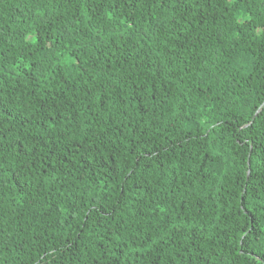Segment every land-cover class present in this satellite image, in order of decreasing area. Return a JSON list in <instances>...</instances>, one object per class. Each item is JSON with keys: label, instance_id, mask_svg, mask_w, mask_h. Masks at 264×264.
I'll return each instance as SVG.
<instances>
[{"label": "trees", "instance_id": "1", "mask_svg": "<svg viewBox=\"0 0 264 264\" xmlns=\"http://www.w3.org/2000/svg\"><path fill=\"white\" fill-rule=\"evenodd\" d=\"M0 264H264V0H0Z\"/></svg>", "mask_w": 264, "mask_h": 264}]
</instances>
